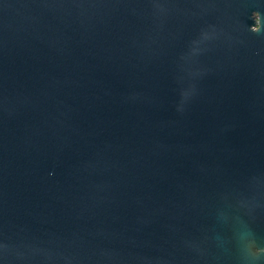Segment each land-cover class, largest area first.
I'll return each mask as SVG.
<instances>
[{
    "label": "water",
    "instance_id": "1",
    "mask_svg": "<svg viewBox=\"0 0 264 264\" xmlns=\"http://www.w3.org/2000/svg\"><path fill=\"white\" fill-rule=\"evenodd\" d=\"M0 264H264V0H0Z\"/></svg>",
    "mask_w": 264,
    "mask_h": 264
}]
</instances>
